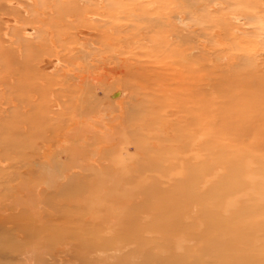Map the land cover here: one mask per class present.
<instances>
[{
    "label": "rangeland",
    "instance_id": "1",
    "mask_svg": "<svg viewBox=\"0 0 264 264\" xmlns=\"http://www.w3.org/2000/svg\"><path fill=\"white\" fill-rule=\"evenodd\" d=\"M1 1L0 264H264V0Z\"/></svg>",
    "mask_w": 264,
    "mask_h": 264
},
{
    "label": "bare ground",
    "instance_id": "2",
    "mask_svg": "<svg viewBox=\"0 0 264 264\" xmlns=\"http://www.w3.org/2000/svg\"><path fill=\"white\" fill-rule=\"evenodd\" d=\"M9 2V5H10V7L11 6H13L14 5V1L13 0H9L8 1ZM8 2H5V3H8ZM16 3V2H15ZM185 3V2H184ZM182 4V3H181ZM3 4H2V1L0 0V7L2 6ZM8 6V5H7ZM19 6V5H18ZM11 9V8H10ZM28 13V12H27ZM10 23V22H9ZM14 24L16 25V23L14 22ZM10 31V30H9ZM79 32V31H78ZM51 33L52 32H50V35H51ZM81 33V32H80ZM79 33V34H80ZM15 34V33H14ZM76 35V34H75ZM81 35V34H80ZM83 35L85 36V35H87V33L85 34V33H83ZM83 35H82V37H83ZM92 35V34H91ZM31 36H32V32L30 31V30H25L24 32H23V35H22V38H25V39H28V38H31ZM53 36V35H52ZM88 36H90V35H88ZM78 37V36H77ZM81 37V36H80ZM21 38V43H23L25 40L24 39H22ZM84 38V37H83ZM85 38H86V36H85ZM84 38V39H85ZM87 38H89V37H87ZM81 39L82 38H80V41H81ZM84 39H82V41L84 42ZM24 40V41H23ZM88 41H90V39H88V40H85V42H88ZM7 42H9V43H11L12 45L13 44H17V43H15V40H13V37H11L10 35H9V33H5L3 36H1L0 35V72H3V74L1 75L0 74V83H3V84H8L12 89H14V86L15 85H13L14 83H12V81H9V80H7V75H9L10 77L9 78H16V75H17V79L15 80V81H21L22 80V78H23V74L21 73L22 72V70H19V68L22 66V64H21V61L23 60V59H21L22 57L20 56V55H22L21 53L23 52V50H22V48H21V45L19 46V48L17 49V50H15V51H18L19 52V57H20V61L18 60V59H16V57H15V53L16 52H14V50L13 49H10L9 47H6L5 45H4V43H7ZM19 42V43H20ZM89 43V42H88ZM73 46V45H72ZM51 47H54L55 49H56V51H57V53H56V55L54 56V58H53V62H54V64H59L60 62H61V58H60V55H59V51L57 50V45H56V43H55V41H54V39H52V45H51ZM59 49V48H58ZM80 50V49H79ZM17 52V53H18ZM25 52H23V54H24ZM25 56V55H24ZM23 56V57H24ZM188 58H190V56L188 55ZM47 59V58H46ZM51 60V59H50ZM26 61V60H25ZM27 61H29V60H27ZM61 64V63H60ZM13 66H15V67H17L18 68V72H12L11 73V67H13ZM54 66V65H53ZM56 69V68H55ZM103 69V68H102ZM53 70V69H52ZM101 70V69H100ZM97 72V71H96ZM101 72V71H100ZM8 73V74H7ZM95 74V73H94ZM21 79V80H20ZM94 80H95V78H94ZM81 81V80H80ZM80 83H82V82H80ZM116 84V83H115ZM91 86V85H90ZM118 85H113L111 88H110V95H109V99H106V100H108V102H105V101H102L100 104H99V112L98 113H96V114H94L93 116H92V118L90 119V121H88V122H90L91 124V127L90 128H92V122L94 121L95 122V120H97L98 121V119L100 118V115L102 114L103 116H104V111H105V109L104 108H102L101 106H110V104H115L116 106H119V108L121 107V96H122V94L120 95L118 92H119V90H120V87H119V90H118ZM84 94H90V92L88 91V89L86 90V91H84ZM125 95V94H124ZM26 99V98H25ZM89 103V102H88ZM87 106V105H86ZM88 107V106H87ZM118 108V107H117ZM122 108V107H121ZM92 109H94L93 107H92ZM109 111H111V109H109ZM18 113V112H17ZM100 113V114H99ZM111 114V113H110ZM101 115V116H102ZM107 115V114H106ZM18 116V115H17ZM84 117V116H83ZM91 117V116H90ZM197 120V119H196ZM12 121V120H11ZM9 122V123H0V130H8L9 128H10V124H11V126L13 127L14 126V124H18L19 122H21L22 120H21V117H15L14 118V120H13V122ZM15 122V123H14ZM23 122H26V121H23ZM29 122V121H28ZM87 122V123H88ZM194 124L196 125V126H198V121H196V123H195V121H194ZM89 125V124H88ZM95 129V128H94ZM94 129H92V131L94 130ZM68 130V129H67ZM67 132V131H66ZM103 133V132H102ZM104 133H105V131H104ZM112 133V132H111ZM67 134V133H66ZM69 136V135H68ZM83 139V138H82ZM5 142L6 141H10L9 143H5L6 145H12V146H17V145H19V143H20V140L18 139V138H15L14 140H10V139H6V140H4ZM63 142V141H62ZM22 143V142H21ZM50 149V148H49ZM96 154V153H95ZM93 156V155H92ZM90 159V158H89ZM89 161V160H88ZM85 162V161H84ZM154 163V162H153ZM100 178V177H99ZM224 186V185H223ZM225 188H228V185L227 186H225ZM219 190V189H218ZM148 193V192H147ZM263 198H264V191H263V193L262 194H260V197H259V202L257 203V205H259V208L260 207H262V200H263ZM250 199H248V201H249ZM252 203H251V202ZM249 201V204H248V211L250 212V211H253L254 210V206H255V204L256 203H254L253 201H254V197L252 196L251 197V200ZM221 205H223L224 207H225V205H226V203H223L222 202V204ZM236 205V203H231V202H228L227 203V205H226V207H231V206H235ZM264 215V213L261 211L260 213H258L257 215V221H256V223H254L253 224V222H252V224H251V226H250V228H251V230H252V232L254 233V231H255V229H259V231H262L263 232V234H264V218H263V215ZM255 216L256 215H254V216H251V218L249 219V221L251 222V220L252 219H255ZM101 219V218H100ZM106 221V220H105ZM158 221V220H157ZM155 222L154 224H162V225H164V226H167L168 224L166 223V222ZM249 222V223H250ZM257 222H258V225H257ZM257 225V226H256ZM148 228V227H147ZM123 234H125V233H122V236H123ZM115 235H117L116 233H115ZM115 237V236H114ZM122 238V237H121ZM120 238V239H121ZM109 244V242H107V245ZM106 245V246H107ZM259 245H261V246H252L251 244H249V247H248V256L246 255V259L250 256V255H254V254H261V252H262V250L264 249V247L262 246L263 244H262V240L259 242ZM145 249V248H144ZM30 262V261H29ZM245 264H247V263H245Z\"/></svg>",
    "mask_w": 264,
    "mask_h": 264
}]
</instances>
